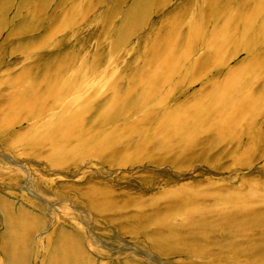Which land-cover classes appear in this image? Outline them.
<instances>
[{
	"label": "rangeland",
	"instance_id": "1",
	"mask_svg": "<svg viewBox=\"0 0 264 264\" xmlns=\"http://www.w3.org/2000/svg\"><path fill=\"white\" fill-rule=\"evenodd\" d=\"M0 264H264V0H0Z\"/></svg>",
	"mask_w": 264,
	"mask_h": 264
},
{
	"label": "bare ground",
	"instance_id": "2",
	"mask_svg": "<svg viewBox=\"0 0 264 264\" xmlns=\"http://www.w3.org/2000/svg\"><path fill=\"white\" fill-rule=\"evenodd\" d=\"M147 6V5H146ZM225 10V9H224ZM260 10H261V8H260ZM259 10V11H260ZM142 13V12H141ZM135 14V13H134ZM137 14H138V12H137ZM129 18V17H128ZM2 20V19H1ZM126 23H128V22H126ZM125 23V24H126ZM243 28V27H242ZM125 29V28H124ZM227 29V28H226ZM236 30V29H235ZM229 32H230V30H229ZM243 32V31H242ZM219 36V37H218ZM241 37V36H240ZM226 41V37L224 36L223 38H222V36L221 35H219V34H216V35H214V36H212V37H210L209 38V40L207 41V44H208V47H219V42L220 41ZM222 43V42H221ZM227 48V47H226ZM254 58V57H253ZM257 60V59H256ZM172 67L170 68V72L172 71ZM171 76V75H170ZM169 76V77H170ZM171 78V77H170ZM166 116V115H165ZM166 123V122H165Z\"/></svg>",
	"mask_w": 264,
	"mask_h": 264
}]
</instances>
